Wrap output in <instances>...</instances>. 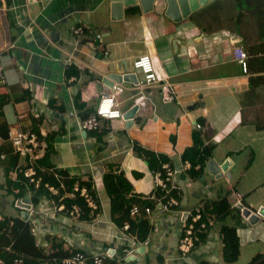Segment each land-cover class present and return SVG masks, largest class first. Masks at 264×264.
<instances>
[{"label": "crops", "instance_id": "0c3cea01", "mask_svg": "<svg viewBox=\"0 0 264 264\" xmlns=\"http://www.w3.org/2000/svg\"><path fill=\"white\" fill-rule=\"evenodd\" d=\"M214 2L218 0H209L174 22L165 14L164 0H154L149 11L138 1L123 6L118 19H113L112 0H0V93L11 98L3 108L9 132L33 131L38 125L45 149L48 135L52 150L36 160L18 153L17 171L25 176L31 166L40 182L36 171L52 173L59 182L69 178L88 183L99 206L94 219L73 220L55 210L60 203L54 199L59 195L55 185L44 183L48 195L32 203L30 185L38 189L40 182H29L25 176L24 195L12 188L10 204L16 210L1 209L6 200L0 194V219L7 215L29 222L36 245L46 254L54 240L63 249L107 252L121 264H196L199 259L223 264L221 250L227 236L235 238L238 246L255 239L264 244V218L247 225L241 215L244 227L230 229L233 222H225L222 228L216 222L203 244L187 258H181L177 250L182 232L177 210L212 201L226 190L232 210H236V193H241L240 202L246 208L255 212L264 208V80L251 85L264 72L251 61L255 58L248 51L252 42L242 40L233 21L219 18L216 8L209 6ZM76 28L84 33L75 35ZM235 46L248 53L246 74L234 59ZM143 54L151 56L160 82L143 88L133 78L103 83L111 72L132 73L141 80V72L132 64ZM109 93L114 94L123 117L101 118L96 129L84 130L82 122L94 114L100 97ZM133 106L138 108L134 116L125 119ZM195 122L202 130L193 128ZM193 145L198 151L212 146L209 160L222 164L230 159L232 165L220 178L210 174L207 166L204 174L194 178L188 171L178 172L174 185L180 192L172 190L170 195L179 205L158 211L165 193L153 186V172L164 163L181 167L183 152ZM135 146L153 158L146 161L137 155ZM3 156L0 188L8 192ZM109 173L122 174L131 184L126 199L151 202V214L140 209L138 215H129L131 220H142L143 239L138 238L136 227L124 230L127 220L120 218L121 212H111L102 179ZM8 176L14 180L16 171ZM45 184L55 187L58 194L52 195ZM25 196L30 209L25 210L28 217L23 220L17 203ZM145 239L149 245L137 253L136 245H144ZM132 249L134 253L127 254ZM25 257L29 264L60 262L31 254Z\"/></svg>", "mask_w": 264, "mask_h": 264}, {"label": "trees", "instance_id": "16d2710c", "mask_svg": "<svg viewBox=\"0 0 264 264\" xmlns=\"http://www.w3.org/2000/svg\"><path fill=\"white\" fill-rule=\"evenodd\" d=\"M234 4V8L236 7L238 10L236 11V14H234L233 21L235 25V32L242 37V40H248L252 42V44H250L248 47V51L249 54H254L255 58L251 57V61L260 66V72H264V0H234ZM214 6L215 5L213 4V9L216 7ZM250 22L253 23L252 27L250 26L251 29L248 26ZM243 27H246L247 30H245ZM261 80H264V75L257 76V78L252 79L251 85H260L262 84V82H260ZM10 101L11 98L7 93H0V138L2 139V142L0 143V155H4L3 158H1V161L5 166L4 184L8 191L7 194H11L13 188L16 189L18 194L22 196L25 194V192H27L26 178L22 171H17L16 167L18 166L20 155L18 152H13L14 147L8 137L9 126L3 113L4 106ZM32 132L38 135L39 140L42 138L38 131V125L34 126ZM45 140L47 144L44 157L49 154L48 151H52L50 148L51 143L49 142L50 139L48 135L45 137ZM211 148L212 146L207 145L202 151H198L196 146L193 145L183 152L181 158L182 162L188 161L191 165L190 169L188 170L190 177L194 178L198 175L204 174L206 164L211 157ZM134 149L137 155L143 157V159L146 161H149L151 158H153L152 153L150 152L141 150V148L136 146ZM196 155L199 157L196 158ZM10 171H16V178L14 180L8 176ZM36 174L37 177H41V182L38 189H35L34 184L30 185V189L32 190V203L36 204L40 195H48L47 191L44 189V183H50L59 188V195L54 197L57 203L60 199L59 197H62L72 190V185L74 183L73 179L63 178L59 182L56 180V178H54L52 173L47 171L42 173H40V171H36ZM102 179L104 190L108 198H110L111 212H121L122 214L120 218L124 219L125 221L127 220L131 228L136 227L137 233L139 235L138 238L141 237V239H143L141 235L142 220L138 218L131 220L129 217L130 209L133 206H137L143 211L145 207L151 205V202L148 200H140L136 197L126 199L125 196L132 192V187L129 181L122 174H104ZM61 183H63L62 189L60 187ZM81 185L89 186L88 183ZM158 194L160 193L158 192ZM229 194L230 191L226 190L223 196L218 195L212 201H205L203 204L204 217H202V219L205 220L206 216H209L215 220V223L221 221L222 228L227 226L225 222H233V226H231L230 229L244 227L245 223L242 221L239 208L236 207V210H232L230 208V204L227 199ZM63 201L66 207H69L71 204L80 206L81 209H83V215L80 219H87L89 211L86 208V204L84 203L82 197L78 196L75 200H73L67 196H64ZM224 224H226V226ZM5 229L9 230L8 234L6 233L7 231L3 233ZM199 235L200 239L205 241L206 236L201 233ZM234 239L235 238L233 237L227 236L222 245V258L227 264L234 263L239 256V242ZM6 247L9 248L6 249ZM49 248L50 252H47L48 254H46L42 247L36 245L35 237L31 233V225L29 222L22 221L20 217L12 218L11 216L7 215H3L0 219V258L4 260L5 264H11L14 256L18 255L25 256L26 254H31L40 258L50 259V261H52L53 258L60 259L61 261V258L68 257L69 255L78 252L77 250H73L69 247L67 249H63L61 247V243L54 240H51ZM26 264H29V262L27 261ZM58 264H61V262ZM196 264L212 263L206 261L205 259H199L197 260ZM248 264H264V254L260 255L258 258L254 257Z\"/></svg>", "mask_w": 264, "mask_h": 264}, {"label": "built area", "instance_id": "2783aa9c", "mask_svg": "<svg viewBox=\"0 0 264 264\" xmlns=\"http://www.w3.org/2000/svg\"><path fill=\"white\" fill-rule=\"evenodd\" d=\"M73 33L79 36L84 32L81 28H76L73 30ZM98 38H100L99 35H97V39ZM233 56L236 62L240 65L242 72L244 74L248 73L249 56L245 49L242 46H235L233 48ZM132 65L134 69L139 70L142 74V79L137 81V86L139 88L147 87L161 81L151 56L147 54L140 55L133 60ZM101 118H122V112L118 108V103L116 102L115 96L112 93L104 94L100 97L94 114L86 118L82 122L81 127L84 130L96 129L99 124V119ZM193 128L202 130L203 126L195 122L193 124ZM8 137L12 142L15 152H18L22 157H28L31 160H36L44 155L45 144L41 139L39 140L38 135L32 131L17 130L13 133L9 132ZM190 166L191 165L188 161L183 162L179 168H175L168 163H164L159 169L153 172V186L165 193L164 200L159 202L158 211H168L170 208H176L179 205L178 200L174 196L170 195V192L172 190L180 192V188L174 185L175 176L180 171H188ZM24 174L28 178L29 182L39 184L40 180L35 177V171L31 166L25 170ZM45 186L49 189L52 195L58 194V191L55 187L50 186L49 184H45ZM66 196L73 200H75L78 196L82 197L84 203L86 204V208L89 211L88 216L92 217L93 219L97 216L99 212V206L88 186L81 185L79 182H75L72 185V190L67 193ZM235 198L234 207L239 208L238 204L241 203V193H236ZM62 201L63 197H60V203L55 206V210L65 212L73 220H80L81 216L83 215V209H81V207L76 204H71L69 207H66ZM242 208L246 207L242 205L239 210L241 211ZM249 210L251 211V214L257 213L258 211L257 210L255 212L251 209ZM144 211L146 214L152 213L149 207H146ZM177 212L181 215L182 220V232L177 242V250L178 253H180L181 258L184 259L194 249H197L198 246L203 244V240L200 239L199 234L201 233L204 236H208L209 231L214 226L215 221L207 216L205 220L202 219V217H204V206L200 203L184 210H177ZM139 213L140 209L137 206H133L130 209V215H138ZM260 217L264 218V216ZM129 227L130 225L128 222L123 225L124 230L129 229ZM8 232L9 230L6 233L8 234ZM149 242L150 241L148 239H145L143 241L144 245L142 246H148ZM138 245H140V243ZM6 248L8 249L9 247ZM134 250L135 249L130 251L128 250L127 254L134 253ZM26 262L27 260L25 256L18 255L14 256L11 264H26ZM60 262L61 264H121V260L119 261L114 260L113 258L111 259L107 252L90 254L79 251L69 255L68 257L62 258ZM0 264H5L4 260L1 258Z\"/></svg>", "mask_w": 264, "mask_h": 264}, {"label": "water", "instance_id": "95a60500", "mask_svg": "<svg viewBox=\"0 0 264 264\" xmlns=\"http://www.w3.org/2000/svg\"><path fill=\"white\" fill-rule=\"evenodd\" d=\"M139 2L142 9L144 11H149L152 9L154 0H112L111 10L114 13L113 19L121 18L123 13V6L135 5L136 2ZM166 4L165 14L174 22L181 21L184 18H187L192 12L196 11L200 6L206 4L209 0H164ZM135 79L136 82L137 76L132 73H117L111 72L106 78H103L102 81L105 84L110 82L121 83L123 81H131V79ZM108 82V83H107ZM137 106H133L129 111L128 116L124 115L125 119L131 118L134 116L137 111ZM123 117V116H122ZM232 165L230 159H226L222 164H218L215 160L211 159L207 162L206 166L208 172L214 175L216 178H220L223 173ZM19 207L23 209L22 211V219L26 220L28 217V213L25 210L30 209V201L29 197L25 196L21 201L17 203ZM239 208L242 207V204H238ZM241 215L244 219V222L247 225L255 224L260 216H264V208H260L257 213H252L248 208H242ZM138 250L137 253H142L145 251V246H140L137 244ZM134 256H131L130 259H133Z\"/></svg>", "mask_w": 264, "mask_h": 264}, {"label": "rangeland", "instance_id": "374dc122", "mask_svg": "<svg viewBox=\"0 0 264 264\" xmlns=\"http://www.w3.org/2000/svg\"><path fill=\"white\" fill-rule=\"evenodd\" d=\"M213 4L216 6L214 7L216 8L218 12L217 14L222 21L223 20L234 21V14H236V11H238L236 7L233 8L235 6L234 0H218V2H214ZM213 4L211 3L209 5L210 7H212V9H213ZM0 194H2L3 196L2 198L6 200L5 204L1 206V209H5L6 211H13L14 209L16 210V208L15 207L12 208V205L10 204L13 195L9 194L8 196L6 191L2 192V189L0 191ZM221 224H222L221 221L217 222L218 226H220ZM236 237L239 239V235L237 233H236ZM238 250H239V256L236 262L230 264H248L257 254L259 255L264 254V244L258 239H255L253 242L246 243L244 245H239ZM223 264H227V263H223Z\"/></svg>", "mask_w": 264, "mask_h": 264}]
</instances>
